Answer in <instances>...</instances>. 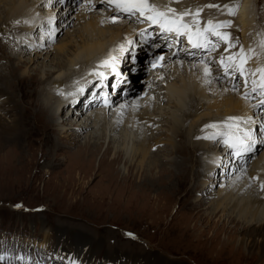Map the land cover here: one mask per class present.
Masks as SVG:
<instances>
[{
  "label": "bare ground",
  "instance_id": "obj_1",
  "mask_svg": "<svg viewBox=\"0 0 264 264\" xmlns=\"http://www.w3.org/2000/svg\"><path fill=\"white\" fill-rule=\"evenodd\" d=\"M47 1L51 3L53 2V0H0V2H4V4L9 7L7 14L9 17L11 15V17L7 20V23L18 22L21 18H23L25 27L33 28L36 32L39 25L47 21L43 20L46 16L44 9L42 10V14L39 16L37 7H42ZM82 1L83 0H81L82 5L78 4L77 6L74 4L75 0H61V2H59V0H54L55 3H53L52 8H54V4L58 6L55 7V10L51 8L52 10L47 11L48 13H52L49 16L53 17V19L50 21L48 19L47 21L50 23L51 31L48 32L49 35L46 41L50 45L49 47H52L57 43L58 44L53 46L49 51L46 48L47 50L45 49V51L42 47L43 44L41 47H36L38 46V43L35 42L36 46L31 49V52L33 51L35 56H31L29 62L27 61L28 63H25L26 65H35L38 59H42L45 56L48 57L50 51L54 49L52 51L54 59L51 62L57 61V63L55 62L56 64L53 63L51 66H48L49 69H47L43 75L41 70L39 71L35 69V77L42 76L41 78H43V80L41 79L40 83L44 84L49 79H53L52 87L46 88V92L48 93L47 96L46 94L39 92L38 96L40 101L38 104L40 110H42V112H46L50 119H53L52 121L55 125L59 124L55 119L61 111L63 105L66 104L64 101L71 100L73 96L74 98L77 96H83V92L87 89V91L92 89L96 91L95 84H97V88H101L102 80L104 78H101L100 73L95 72L93 74V72L96 67V63L105 62L106 58H108L105 55L110 48L107 50L104 42H106L107 39H112L115 34L116 37H121L122 31L127 29H129L130 32L123 33L126 36L133 35V33L138 30L136 27L139 26V24H137V21L139 20L126 21L121 18L116 20L118 16H123L121 14L122 11L116 7V3H123L121 0H115V2H110V0H94V2L93 0H86V4L84 5ZM146 1L150 6L155 8V11H148V13L144 15L145 18L142 20L145 21V24L143 26L148 25V28L150 29L153 27H157L158 30L163 29L160 27L159 23H153L151 20L146 19V17L156 16V13L158 12L165 13L164 17L157 16V19L169 27L179 28L180 33H183V35L185 34L183 37H185V41L187 40L189 45V48L187 49L190 51L185 49L188 53H185L184 55L179 52L174 53V50L172 52H168L166 48L169 40L166 43L161 44L162 42L159 40L160 35L157 36L156 33L153 36L150 35L147 39H141V35L135 37L132 36V38H134L132 39L130 45L127 43L124 44L120 40L116 41L118 42L119 47H116L114 54L118 56L125 67V73L118 78L120 93L113 101L110 100L107 106L102 105L101 102H96L94 104H89V106L84 109V107H82V101L87 97H82L79 101V107L76 106L74 109L71 107L72 112L80 115L82 114V116L85 115L82 120L83 122L80 125L73 124L74 126H72L76 127L75 129H77V133H71L74 131L73 129L71 131H67L74 135L75 141L82 138L81 136L87 133L90 128L95 129L93 133L88 135V139L84 145L80 146L81 149L77 152L79 153L78 157L79 159H82L86 155L88 156V154L98 155L102 147V143L107 142L108 149L104 152V154H113L112 159L107 161L110 167L119 164L124 156H127V161L130 163L126 172L119 173L118 171L111 172L109 170L112 175H122L120 178H115L116 176H110V178H107V181L110 184H114V182H117L118 179H120L121 182L127 185L130 181L129 178H132L135 173L133 179H136L135 177L137 175L140 179L143 178V180H139L137 182L138 185L144 184L148 186H155V181H157L159 175L168 174L167 171L174 173V170L189 173L192 166H198L203 168V170H206L205 167H208L207 164H210V171L207 170V173H210L215 177V174L217 173L215 171V167L217 166L219 159H215L214 156L210 155V152L214 151V147H210L212 144L216 146L215 150L217 147H223L221 148V152L227 154L226 159L222 164L226 165H224L226 168L225 177L226 179L231 178L229 179L231 180V185L228 188H226L227 183L223 185L224 190L220 193V198L217 196L219 201L213 203L210 214L213 215L218 213V215L222 214L226 216L228 219L227 223H232L233 221L237 222L236 227L240 226L243 229L242 237L245 235L246 242H249L250 252L264 258V192L259 195V193L255 191V189H263L264 191V152L261 153L264 149V144H262V141L259 142V132H256L255 135L253 130L255 123L256 125H259L261 129L264 126V116L260 119L255 118L256 115L259 116L257 112L255 114L257 109L256 106L258 104L253 103V98L256 94L258 92H264V71H262L264 70V31H258L259 33H255L254 37L257 36L258 40H252L251 36V32H253L254 29L257 30L256 26L259 21H257V18L259 17L260 0H243L242 9L237 17H233L234 19L230 22H225V20L221 24H228L230 25L228 28L232 27L243 33V37L245 38L243 47H240L238 44L232 46L231 48H228L226 44L229 42L227 43L226 41L224 42L220 40L218 48L217 46L216 48L214 47L215 43L213 44L214 46H212L208 41H206L204 31H206L205 29H207V25L199 26L202 29V35H199L196 28L191 25L192 16L195 14L194 16L196 17V13H194L191 9L187 10L186 6L185 9L184 7L181 8L184 4L188 5L187 0ZM194 3H201L202 6L199 7L201 10L198 11V13L205 11L206 15L208 13V9H211V12L213 13V9L216 8L209 7V5H206L207 3H205L204 0H196L189 6H192V4L194 5ZM107 4H110L109 9L113 10L111 13L114 14V17L111 19H107V14L105 13H95V10L99 8V6ZM34 5L36 7H34ZM231 6L230 4H227L225 7H220L219 5L220 9L216 8L218 16H207V24L211 21V24L213 25L208 26H210L211 29H217L219 21H216L218 18L219 20L223 18V15L227 13ZM77 7H80V9H78L79 14L74 17L73 13ZM86 12H89L90 14L88 15V18L84 20L82 17ZM53 13H56V15H53ZM135 14L138 15V12ZM55 17L58 18L56 24L58 23L60 27L58 25L55 27ZM224 17L227 18V14ZM230 18H232V16ZM74 19H76V21L80 20L79 24L78 22L74 23ZM74 27L78 28V31L74 30ZM59 28L60 31H57ZM262 28H264V26H262ZM22 32L27 34L26 40L34 34L32 30H23L22 28L15 27L14 25L7 31L8 34H20ZM63 32H66V35L69 36L68 39L66 38V40H63L64 42L60 40L55 43V38L59 39L61 37L59 35ZM165 35L166 39L172 38L171 43L174 46L178 45L179 47L181 45L182 38L179 36L180 34H177V32L171 31L165 33ZM224 35L225 34L221 35V38ZM224 37L226 38V36ZM41 38L45 37L41 36ZM116 42L111 44L110 47H114ZM147 43L150 44L146 45ZM69 44L71 46L70 49L68 48ZM150 45H156L158 48H151ZM4 47L8 46L4 45L3 42L0 41V57L1 59L10 60V64L12 65L15 58L9 56ZM210 51L213 53L212 58L215 57L218 61L229 60L230 57L231 62V58H233L237 52L238 55L241 54V58H239L240 63L237 67H234L236 69H233L236 71L234 72L232 70L230 72L232 73V76H226L227 73L230 74V63H222L216 60L205 61L206 56L210 55H206V53ZM162 53H166L167 62L175 58H183L181 60L185 59V65L183 64L184 69L181 70V73L179 71V64V68L175 72L176 76L177 72L179 73V76H177L178 81L175 75L173 76V71L175 69L173 71L170 69L172 71H170V74H167L169 71L166 70L168 69L166 66H164L165 68L163 70L159 71L149 69L151 60L156 56H160ZM150 57L151 59L149 61ZM131 58L135 60L134 64L131 63ZM234 62L235 61H233V63ZM90 64H92V67L89 66ZM145 64L147 65L146 67L144 66ZM88 66L90 67L88 68V72L90 73L89 81L82 87H78L77 85L80 83V80H83L82 77H79L80 71ZM247 67H249L253 73L254 82L251 83V86L254 87L252 89L248 88V90L244 88L242 92H239V90L237 91L233 89V83L231 84L228 82H231V80L236 82L238 79L236 73L240 72L242 76L244 70L246 72ZM206 69L208 71H206ZM134 70H137L138 74L141 75L145 72V77L136 79L137 73L135 74V77L131 75L134 73ZM15 71L17 70L13 68V70H11V74L16 75L15 73L17 72ZM27 72L25 71V75L22 74V76H27ZM89 73L86 74L85 77H87ZM222 74H224L223 78L221 77ZM8 78L9 79H6L5 75H0V110L3 114L0 115V153L6 148L3 142L4 138L20 141V137L30 134L32 126L30 122L31 117L29 121L28 116L30 115L26 112V108L20 105L21 102L19 103V101L21 99L18 101L16 100V97H18L17 90H11V77L9 76ZM96 78H99V80H94ZM157 78L159 79L157 80ZM221 78L223 80H221ZM228 79L230 80L228 81ZM241 79L245 80V77L243 76ZM3 82L6 84V88L8 90L2 85ZM221 82H223V84ZM124 89H128L125 94H123L122 91ZM158 91L163 96L158 95L157 97H154L153 94H157ZM63 94L65 95V98L62 97ZM93 94L94 92L92 95ZM156 99L158 100L157 102H155ZM254 100H256V97ZM148 106L154 108L155 111L152 112V110H150L152 113L147 112L145 108H148ZM16 107L18 108V112ZM19 107H22L24 111L19 110ZM88 109H90L89 113H87ZM201 110H203L202 113ZM261 110H264V106H262ZM25 112L27 114H25ZM18 114L20 118H18ZM3 116L10 117V122L8 124L3 122ZM79 117L77 114L72 115L68 121L72 118H79L80 121L81 116ZM165 117L168 118V121L165 120ZM229 117H236L237 119L235 121H231L228 119ZM65 121L67 124L64 122H62V124L66 126L69 125L67 119ZM152 122H155L154 124L157 123L159 128H154L155 130H153L150 135L148 134V130L152 129ZM210 125H216V127H210ZM72 127L70 126V128ZM164 127L167 128V130L164 129ZM171 129H173V132ZM119 131L121 133H119ZM71 134L68 135L71 136ZM232 134L234 136H232ZM95 136H98L99 139L94 140ZM163 136H165V138H163ZM177 138H179V142L176 141ZM185 140H187V142ZM225 140H228L229 143H225ZM220 141L222 144L217 145ZM241 141L242 144L240 143ZM161 143H164L165 145L163 147L160 145L157 146ZM110 144H119V147H113L112 149ZM229 144H237V147H230ZM258 144L260 145L254 149V146ZM155 145L157 146L156 148ZM185 147L187 148L183 151L180 158L177 155H179L180 149ZM197 149L201 153L200 156ZM162 153H164L163 156H161ZM172 155L175 157L171 158ZM177 157H179V159ZM206 159L209 163L206 162ZM133 160L137 161L138 164H133ZM249 163H251L250 172L253 174L251 176L252 178L249 177V171L248 173H245L247 172V169H249L246 164ZM230 169H232V171L235 170V172L229 174ZM203 170H201V175L203 174ZM154 171L156 174H154ZM238 171H240V174L235 175ZM241 172L244 173L241 174ZM217 178H219V176H217ZM217 178L215 177L212 181L214 185L218 181H221V179ZM222 182L224 183V180H222ZM133 186H135L134 183ZM237 193H241L242 198L235 199L236 195L234 196V194ZM244 193L246 194L244 195ZM248 194L251 195L248 196ZM231 210L232 212H230ZM233 212L236 213L235 216H233ZM246 225L257 227L252 230L251 227H246ZM49 239L50 237L47 241H49ZM63 240V238L60 239L59 243H62ZM90 240L94 241L92 236H90ZM73 242L74 241H72V245L70 241V245L61 247L63 253L66 254V252H75L74 250L71 251L67 249V247L79 244L78 241ZM99 243L102 244L100 241ZM85 244L86 246H83L84 248L79 251L87 254L86 250L90 244L91 249L89 252L91 251L92 255H95L97 249L93 247V243L87 241ZM95 244L96 247L99 248V246H97L98 243ZM120 248L123 251L122 253H120L119 249V251L114 250V257H116L115 260L120 256H123L124 260L129 264H181L172 263L168 260L166 261L159 255H154L151 251L150 253L147 252L144 254V252H142L144 250H141L139 247L132 249L129 247L128 249V246H121ZM123 258L120 261H123ZM110 264H114V262H110Z\"/></svg>",
  "mask_w": 264,
  "mask_h": 264
},
{
  "label": "rangeland",
  "instance_id": "obj_2",
  "mask_svg": "<svg viewBox=\"0 0 264 264\" xmlns=\"http://www.w3.org/2000/svg\"><path fill=\"white\" fill-rule=\"evenodd\" d=\"M195 1L196 0H187L188 5L184 4L182 5V8H185L186 6L188 9L192 6L196 7L202 5L201 3H194V5L192 4V6H189ZM242 1L243 0H204L205 3H209L206 5H220V7H225L227 4H230V6L233 5L231 8L236 5L240 6ZM46 3H48V1ZM74 4L77 6L78 4L82 5L81 0H75ZM57 6L58 5L55 4L54 8H49L47 4H44L42 7L39 6L37 7L39 11L38 15L40 16L42 14V10L44 9L45 15L49 16L52 13H48L47 11L52 9L55 10V7ZM34 7L36 6L34 5ZM216 8L220 9L219 7ZM216 8L213 9V13L211 12V9H208V13L206 11L207 15L205 14V11L198 13L201 9L194 11V13H196V17L194 16L195 14L192 16L191 24L197 25L198 27L208 25V15L213 17L218 16ZM231 8H229L228 11ZM8 9L9 7L6 6L4 2H0V41H2L4 45L8 46L4 48L8 55L15 58V60L11 65L10 60L1 59L0 57V75H5L6 79H9V76L11 77V90H17L18 97H16V100L18 101L21 99L19 103L21 102L20 105L25 107L26 112L30 115L28 117L29 121L31 117L30 122L32 126L30 134L20 137V141L9 140L6 138L3 140L6 148L0 153V264H13L10 262V256L14 259V261H16V264H29L30 262L38 264L39 253L37 249L40 248L33 247L29 243L30 239H35L38 243L44 242L45 244L41 245L43 247L45 246V248H42L41 251H45L44 253L47 255L49 253L52 258L55 257L54 252H60L59 247H66L67 245H70V241L71 245L72 241H78L81 245L76 244L71 247H67V249L71 251L74 250L75 252H73V254L76 252L80 255L82 254L85 261H88L90 264H96L97 262L100 263L102 259H106L107 261L108 259L115 260L116 257H114V250H120V253H122L123 251L120 248L121 246H128V249L129 247H131V249L139 247L141 250H144L142 251L144 254L147 252L150 253L151 251L154 255H159L161 258L172 263L264 264L263 257L250 252L249 242H246L245 235L242 237L243 229L240 226L236 227L237 222L233 221L232 223H227L228 219L226 216L222 214L218 215V213L213 215L210 214L213 203L219 201L218 198H220V193L224 190L223 185L227 183L226 188L231 185V180H229L231 178L226 179V177H222V174L223 172L225 174L226 169L222 164V161L218 162L219 166L222 165L220 170L217 166L215 167V171L217 172L215 177L217 178V174L220 172V175L218 174L219 178L217 179H225L226 181H224V183L221 180L215 185L213 183L208 185L204 184L206 179L209 177L213 179L214 177L210 173L205 174L208 172L207 170H210V168L208 169V167H205L206 170H203V168L198 166H192L189 173L174 170V173L167 171L168 174H161L159 176L155 175L158 176L157 181H155V186H148L144 184L138 185L137 182L139 180H143V178L140 179L137 175L135 177L136 179H133L135 176L134 173L132 178H129L130 181L127 186L121 182L120 179H118L117 182H114V184H110L107 181V178H110V176L120 178L122 175H112L111 172H126L127 167L130 164L127 161V156H124L119 164L114 165L115 167H110L107 161L112 159L113 154H104V152L108 149L107 142L102 143V147L98 155L88 154V156H85L86 158L84 157L85 159H79V153L77 152L81 149L80 146L84 145L88 139V135L93 133L95 129L90 128L87 133L81 136L82 138L75 141V137L71 133H77L78 131L75 129L76 127L72 126H74L73 124L80 125L83 122L82 120L85 115L82 116V114L80 115L72 112L71 106L66 103L63 105L61 111L55 119L60 124L59 126V124L55 125V123H53V119H50L46 112H42V110H40L38 104L40 101L38 96L39 92L44 93L47 96L48 93L46 92V88L52 87L53 79H49L45 84L40 83L43 78H41L42 76L35 77V69L39 71L41 70L43 75V73L49 69L48 66H51L53 63H57V61H55L56 63L51 62L54 59V55L52 54L54 49L50 51L48 57L45 56L42 59H38L35 65H26L25 63H28L30 57L34 55V52H31V46H34L35 40H32L33 43L27 46V42H19L21 39L20 36H25V33L20 35L16 33H7L9 28L13 25L15 27H19V22L22 20L21 18L18 22L7 23V20L11 17V15L9 17L7 14ZM78 9H80V7L75 9V12L73 13L74 17L78 16ZM259 9V17L257 18V21H259L256 26L257 30L254 29L255 31L253 30V32H251V36H255V33L264 31V28H262V26H264V7H259ZM228 11L226 13L227 18L224 17L226 15L225 14L223 15V18L225 19L220 17L221 19L219 20L218 18L216 21H219L221 30L218 28V31H213L207 26V30L205 29V38L209 39V41L213 44L215 43L217 46L220 40L224 42L226 41L227 43L229 42L226 45L228 48H231L234 45L240 44V42L243 43L244 39L241 31L237 32V30L232 27L228 28L227 26L224 28L221 26L225 20V22H230L238 15V12L234 16L230 15V11ZM89 14V12H86L82 18L86 20ZM199 15H202L203 18ZM197 16L199 19L201 18L203 20H199ZM231 16L232 18H230ZM79 21L74 19V23L78 22L79 24ZM73 29L77 30L78 28L74 27ZM57 31H60V28ZM123 32H130V30L127 29L122 31L121 37H116L115 34L112 39H107V41L104 42L107 50L110 48L111 44L115 43V41L121 40L123 36H125L124 39L137 36L136 32L133 33V35H129L130 37L126 36ZM214 32H220L222 33L221 35L225 34L224 36H226V38L224 36L221 38V35L214 36ZM59 36H61L59 39L54 40L55 43L60 40H66V38L68 39L69 37L66 35V32H63ZM57 44L53 46H56ZM148 44L150 43H147L146 45ZM185 44H187V41L183 39L181 45L179 46V52L185 53V49L188 50V45ZM45 46L48 51L53 47H49V44H46ZM150 47L158 48L156 45H150ZM175 47H177L178 51V46ZM68 48H71L70 44L68 45ZM209 54L210 53L206 55ZM210 55L206 56V59L210 57ZM237 55L238 52L233 58H231V62L230 60H227V62L230 63L229 73L233 70L234 66L237 67L240 63V59H237ZM151 57L149 58V61ZM210 59L212 60V57H210ZM177 61H175L176 63L174 62L171 65H168L167 69V71H169L167 74H170L175 69L173 71V76L175 75L176 79L178 78L177 76H179L178 72L177 76L175 73L179 68L178 64L180 65V73L181 70L184 69L185 65V60L179 59ZM233 61L235 62L233 63ZM222 62L224 63L225 61ZM89 66L92 67V64ZM89 66L80 71L79 77H82L83 80H80V83L77 86L82 87L89 81ZM144 66L146 67L147 65L145 64ZM13 68L17 70L15 71L17 72L15 73L16 75L11 74V70H13ZM25 71H28V74H26L27 76H22ZM233 71L235 72L236 70ZM88 73L89 75L85 77ZM135 74L136 73H132L131 75L135 77ZM230 74L227 73L226 76H230ZM236 75H238V79L236 81L237 84L234 80L228 82L231 84L233 83V89L242 92L244 88L248 90V88L252 89L254 87L251 86L253 80L249 79L250 76H248L247 73H244V77L249 79L248 82L241 79L242 76L239 75L238 72ZM223 76L224 74H222L221 77L223 78ZM141 77H145V72ZM222 78L221 80H223ZM229 80L230 79H228V81ZM221 83L223 84V82ZM2 85L6 88V84L4 82ZM261 95L263 94L257 93L255 96L257 99L254 100L255 97L253 98V103L258 104L260 107V109L257 108L255 111V114L257 112L259 115L255 117L256 119L262 118V112H264L261 110L262 106H264V102H262L264 97ZM22 107H19V110L22 111ZM148 108L146 111L149 113L155 111L154 108L149 106ZM16 109L18 112L17 107ZM150 110H152V112ZM87 111V113H89L90 109ZM26 112L25 114H27ZM202 112L203 110H201V113ZM76 114L78 117L81 116L80 121V117L77 119H75V117L68 121L72 115ZM0 115H3L2 111L0 112ZM59 115L62 117V120L60 121L58 120ZM9 118L10 117L3 116L2 120L8 124L10 122ZM18 118H20L19 114ZM66 119L72 128H70L69 125L66 126L62 124V122L67 124L65 121ZM165 120L168 121V118L165 117ZM154 123L155 122H153L152 129L148 130V134L152 133V131L155 130L154 128H159V125ZM72 129L74 131L71 133L67 132ZM164 129L167 130L165 127ZM253 130L255 135L256 132H259V140L262 139V144H264V127L261 131L260 126L257 125L256 129L255 123ZM171 131L173 132V129H171ZM261 132H263L262 135ZM119 133L121 132L119 131ZM68 134H71V136ZM163 138H165V136H163ZM98 139V136L94 137V140ZM176 141L179 142V138H177ZM185 141L187 142V140ZM159 145L163 147L165 144L161 143L157 146ZM157 146L155 145V148ZM213 146L214 145L212 144L210 148H213ZM110 147L113 149V147H119V144H114ZM186 148L187 147L180 149L179 155L177 156L181 158L182 153ZM216 150L219 151V147H217ZM263 152L264 149L261 153ZM198 154L199 156L201 154L199 150ZM226 154L227 153L223 154L222 158L225 157L224 159H226ZM163 155L164 153L161 154V156ZM173 157L175 156L172 155L171 158ZM179 157L177 158L179 159ZM133 161V164H138L137 161ZM247 167L249 169H247V172L245 173H248L249 171L248 174L250 175L249 177H251V163L247 164ZM201 170H203L202 175ZM240 171H238L235 175H238ZM234 172L235 170H230L229 174ZM243 173L244 172H241V174ZM154 174H156L155 171ZM205 175H207V178ZM133 183L135 186L137 185L139 187L133 186ZM205 185L206 187H204ZM206 190L207 192H205ZM255 191L259 193L257 190ZM200 192L202 193L199 194ZM245 194L246 193H244V195ZM241 195V193L234 194L235 199L242 198ZM249 195L251 194H248V196ZM217 196L219 197L217 198ZM13 207L19 209L14 210ZM33 209H43V211H30ZM230 212H232V210ZM235 215L236 213L233 214V216ZM246 227H251L253 230V228L257 226L246 225ZM2 229H9L15 233V235L10 234L12 236L10 239L12 242L9 240L7 241L5 235L2 234ZM16 234L21 237V241H18L16 244V251L7 249L6 245L9 246L10 243H14L17 239H19ZM90 236H92L94 241L90 240ZM49 237L50 239L47 241ZM58 237L60 239H64L62 243H59L60 239ZM87 241L93 243V247L97 249V254L94 252L95 255H92V252H89L91 249L90 244H87V254L79 251L86 246L85 242ZM99 241L102 242V244H100ZM95 243L99 244H97L99 248L96 247ZM14 256H16V259ZM122 258L123 256H120L115 261L111 262H114V264H128L124 258L123 261H120ZM49 263L57 264L53 261H49Z\"/></svg>",
  "mask_w": 264,
  "mask_h": 264
},
{
  "label": "snow or ice",
  "instance_id": "obj_3",
  "mask_svg": "<svg viewBox=\"0 0 264 264\" xmlns=\"http://www.w3.org/2000/svg\"><path fill=\"white\" fill-rule=\"evenodd\" d=\"M110 2H115V0H110ZM116 7L121 10V11H126L129 12L130 14H135L136 12H139L141 16L145 15V11H155V8L153 6H150L148 3H146V0H124L123 3H116ZM209 7H219L218 5H209ZM239 5L234 6L231 8L230 14L231 15H236L238 11ZM157 16L159 17H164L165 13L163 12H158L156 13V16H147L146 19L151 20L153 23H159L161 28H164L166 31H175L177 34H180V29L179 28H173L167 26L165 23L161 22L160 20L157 19ZM209 24L211 25V21H209ZM223 27L230 26L228 24L221 25ZM186 27V26H185ZM215 35L220 36L221 33L216 32L214 33ZM199 46V45H197ZM114 59V58H113ZM106 65L109 63L108 61L104 62ZM206 71H208L206 69ZM264 71V70H262ZM102 75V74H101ZM231 121H235L237 118L236 117H229L228 118ZM210 127H216V125H210ZM225 143H229L228 140H225ZM242 144V141L240 142ZM230 147H237V144H229Z\"/></svg>",
  "mask_w": 264,
  "mask_h": 264
}]
</instances>
